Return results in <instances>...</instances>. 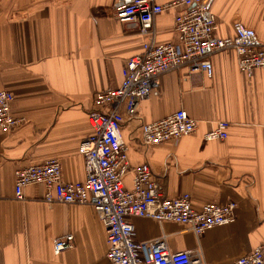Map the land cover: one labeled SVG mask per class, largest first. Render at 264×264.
<instances>
[{"label": "crops", "instance_id": "crops-1", "mask_svg": "<svg viewBox=\"0 0 264 264\" xmlns=\"http://www.w3.org/2000/svg\"><path fill=\"white\" fill-rule=\"evenodd\" d=\"M166 3L171 0H155ZM115 0H0V90L15 98L12 111L26 119L0 130V264H113L106 230L87 204H48L41 183L15 198V172L57 157L66 181L85 176L79 145L93 129L89 113L97 91L116 88L126 60L143 50L138 23L113 16ZM216 15V37H233L234 24L256 30L264 43V0H208ZM172 10L153 25L156 42L174 41ZM212 75L187 66L165 72L127 118L122 134L131 165L148 162L168 197L189 192L200 208L235 201V220L197 235L188 226L133 217L136 241L166 234L173 251L190 250L206 264H233L264 246V68L239 70L233 49L210 55ZM185 109L196 131L176 141L145 146L144 123ZM219 120L229 122L224 140L204 139ZM132 172L124 177L132 186ZM72 233L74 242L57 254L54 240Z\"/></svg>", "mask_w": 264, "mask_h": 264}, {"label": "built area", "instance_id": "built-area-1", "mask_svg": "<svg viewBox=\"0 0 264 264\" xmlns=\"http://www.w3.org/2000/svg\"><path fill=\"white\" fill-rule=\"evenodd\" d=\"M169 10L175 12L177 39L156 42L154 21L159 14ZM113 16L119 22L138 23L139 32L147 40L139 54L126 60L120 85L94 94V109L88 116L93 131L79 145L84 178L64 180L60 160L47 158L16 170L15 198L23 200L26 186L41 183L45 186L43 199L48 204L91 205L105 227L107 255L113 264H206L202 256H193L190 250H171L166 234L152 240L136 241L131 218L174 222L202 235L213 227L233 223L236 202H207L196 208L189 192L168 197L155 180L148 162L131 165L122 128L127 118L136 116L138 107L158 84L161 74L187 66L191 71L201 70L212 75L208 57L233 49L239 70L251 76L254 70L264 68V43L254 28L240 21L234 24L233 37H216L217 18L210 10L208 0L166 3L115 0ZM14 98L10 90H0V130H15L26 121L13 113ZM197 127V120L180 108L162 119L142 124L141 140L145 146L159 145L192 134ZM228 128V121L219 120L204 134V139L224 140L228 137ZM128 172L133 174L130 187L124 182ZM73 242L72 233L56 238L55 253L71 248ZM233 264H264V246H257Z\"/></svg>", "mask_w": 264, "mask_h": 264}, {"label": "rangeland", "instance_id": "rangeland-1", "mask_svg": "<svg viewBox=\"0 0 264 264\" xmlns=\"http://www.w3.org/2000/svg\"><path fill=\"white\" fill-rule=\"evenodd\" d=\"M4 131H7V130H4Z\"/></svg>", "mask_w": 264, "mask_h": 264}]
</instances>
